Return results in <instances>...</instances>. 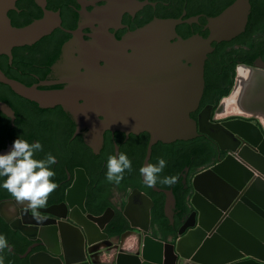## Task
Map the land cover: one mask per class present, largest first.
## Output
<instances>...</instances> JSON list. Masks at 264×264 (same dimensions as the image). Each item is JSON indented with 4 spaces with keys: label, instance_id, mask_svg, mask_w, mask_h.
<instances>
[{
    "label": "flooded vegetation",
    "instance_id": "1",
    "mask_svg": "<svg viewBox=\"0 0 264 264\" xmlns=\"http://www.w3.org/2000/svg\"><path fill=\"white\" fill-rule=\"evenodd\" d=\"M47 14L57 23L49 35L31 46L14 48L11 56L0 55V72L15 82L8 85L0 81V154L21 138L42 144L43 151L36 153L35 159H44L49 153L57 157V164L51 167L58 187L49 195L47 208L41 210L44 218L57 222L55 216L71 211L67 201L76 203L81 196L83 181L77 175L83 171L88 180L84 200L87 214L99 217L111 209L114 216L104 232L111 241L117 240L127 228L122 220L129 194L141 187L154 192L139 174L151 135L118 128L110 124L112 118L98 112L86 117L62 105L44 106L40 96L73 93L80 107L86 103L78 96L90 87L98 92L99 85H163L156 81L160 75L158 41L176 45L209 40L214 35L213 22L221 20L219 30L224 38L211 45L204 91L199 107L190 114L197 121L207 107H212L213 117L234 86L238 65L264 70V0H18L8 17L14 27L23 28ZM125 41L126 50L116 47L115 42ZM86 44L96 49L87 52L83 49ZM26 90L32 92L30 97ZM155 94L156 90L153 97ZM202 138L207 137L196 139ZM187 142H158L149 162L164 159L161 178L178 177L173 187L182 186L183 192L190 188L193 170L208 158L192 159L188 157L190 151L176 146ZM214 149L213 161L218 156L217 147ZM117 152L132 162V170L124 173L118 185L105 178L107 159ZM158 194L163 196V218L177 233L187 214L177 208V200L167 212L165 195ZM32 219L31 213L25 214L20 204L0 190V234L11 249L0 252L3 264H29L33 254L44 250L40 240L29 239L21 231L25 221Z\"/></svg>",
    "mask_w": 264,
    "mask_h": 264
},
{
    "label": "water",
    "instance_id": "2",
    "mask_svg": "<svg viewBox=\"0 0 264 264\" xmlns=\"http://www.w3.org/2000/svg\"><path fill=\"white\" fill-rule=\"evenodd\" d=\"M17 1L0 0V55L11 56L14 48L35 44L57 24L47 14L26 27H14L8 12ZM220 22H213L214 35L209 40L194 39L176 45L158 41L160 75L156 81L163 85H99L98 92L90 87L78 96L86 103L80 107L73 93L40 96L44 106L62 105L86 117L98 112L112 118L110 124L118 128L148 132L151 139L144 165L150 162L152 148L158 142L171 144L205 135L216 145L215 163L191 177L189 203L194 211L184 218L173 243L149 234L155 207L152 198L139 189L129 194L123 216L133 229L145 234L143 264H178L179 259L196 264H264V70L238 65L234 86L214 116L212 107H207L197 121L190 116L199 107L204 91L205 63L213 50L211 45L224 38ZM115 45L122 50L128 48L127 41ZM83 49L89 52L96 48L86 44ZM119 73H123L120 68ZM0 81L15 85L1 72ZM25 93L29 97L32 94L29 90ZM77 179L83 181L81 196L76 203L67 201L71 211L55 216L59 222L49 218L39 223L35 219L25 221L24 228L29 231L23 229V234L40 240L44 247L30 257L29 264H98L96 256L102 246L112 245L104 230L114 212L110 209L99 217L87 214L84 200L88 180L83 171L78 172ZM152 190L165 195L167 212L175 207L172 190L157 186ZM167 212L166 217L172 221ZM61 222L71 224L74 232ZM78 239L83 243L79 245Z\"/></svg>",
    "mask_w": 264,
    "mask_h": 264
},
{
    "label": "clouds",
    "instance_id": "3",
    "mask_svg": "<svg viewBox=\"0 0 264 264\" xmlns=\"http://www.w3.org/2000/svg\"><path fill=\"white\" fill-rule=\"evenodd\" d=\"M41 151L43 146L38 140L29 143L17 138L9 151L0 154V190L6 191L22 206L24 213H31L38 223L44 220L41 210L47 208L49 195L58 187L53 180L55 171L51 167L57 164V157L49 153L44 159H35L34 155ZM165 167L166 161L162 158L156 164L145 163L139 169L143 183L149 188L158 182L166 186L173 185L178 177L160 176ZM106 169V180L118 185L124 173L132 170V162L126 154L117 152L108 157ZM5 249L11 250L6 237L0 234V252ZM0 264H3L2 257Z\"/></svg>",
    "mask_w": 264,
    "mask_h": 264
},
{
    "label": "crops",
    "instance_id": "4",
    "mask_svg": "<svg viewBox=\"0 0 264 264\" xmlns=\"http://www.w3.org/2000/svg\"><path fill=\"white\" fill-rule=\"evenodd\" d=\"M215 163V160L212 161L209 165L200 167L197 169V171L194 174H198L201 172L206 171L209 169L213 164ZM190 197V196H189ZM189 197L187 198V207L190 212L194 211V208L189 203ZM97 217V216H95ZM125 219L126 225H127V231H125L120 239L119 242L117 240L113 239L111 241V246H108L109 244H104L96 256V260L98 261V264H143L142 260V249H143V239L145 234L137 229H133L130 226V223ZM153 221V218H152ZM59 222V221H58ZM61 225L65 229H70L74 232V228L70 227L69 225L65 224L64 222H61ZM56 228L59 227V224L57 223ZM176 234V232H174ZM153 238L157 240H161L165 243H173L175 241V234L168 235L166 238H163V236L159 233V229L156 225L151 222L150 227V233ZM78 244L80 245L83 243L82 240L78 239ZM130 242V243H128ZM59 245L62 244L61 239H58ZM178 264H196L190 260H184L179 259Z\"/></svg>",
    "mask_w": 264,
    "mask_h": 264
},
{
    "label": "trees",
    "instance_id": "5",
    "mask_svg": "<svg viewBox=\"0 0 264 264\" xmlns=\"http://www.w3.org/2000/svg\"><path fill=\"white\" fill-rule=\"evenodd\" d=\"M176 146H178V149H184L185 151H190V153L188 152V157L190 156V158L192 159H200L202 157L208 156V158L206 157L204 160H202L197 165V167L199 168L212 163L213 157L216 154V150L214 149V146L216 145L214 144L213 141H211L208 138L196 139L194 141H190L187 143H177ZM196 171L197 169L193 170L194 173ZM156 186L158 188H163V189H172L176 197V200H177V205H178L177 208H179L184 214L188 215L190 213L186 205L187 204L186 202H187V198L191 194V187L188 190L183 192L184 189L182 186L173 187V185L166 186L160 183H157ZM139 190L147 193L152 198V200L155 202V207H154L155 210L152 215V218H153L152 222L154 225L160 226L159 233L163 236V238H166L168 235L175 234L174 231L170 230L168 226V222L165 221V219L163 218V210H162L163 196L155 192H148L146 189L142 187L139 188ZM181 192L183 193L179 197V194ZM122 222H124L126 225L125 219H123ZM126 230L127 228H124L122 232L123 231L125 232Z\"/></svg>",
    "mask_w": 264,
    "mask_h": 264
},
{
    "label": "bare ground",
    "instance_id": "6",
    "mask_svg": "<svg viewBox=\"0 0 264 264\" xmlns=\"http://www.w3.org/2000/svg\"><path fill=\"white\" fill-rule=\"evenodd\" d=\"M160 68V67H159ZM155 73H156V71H155ZM159 76V75H158ZM146 81V80H145ZM82 189H83V187H82ZM82 189H81V192H82ZM128 243H130V242H128Z\"/></svg>",
    "mask_w": 264,
    "mask_h": 264
},
{
    "label": "rangeland",
    "instance_id": "7",
    "mask_svg": "<svg viewBox=\"0 0 264 264\" xmlns=\"http://www.w3.org/2000/svg\"><path fill=\"white\" fill-rule=\"evenodd\" d=\"M230 84H232V82ZM230 86H232V85H230Z\"/></svg>",
    "mask_w": 264,
    "mask_h": 264
}]
</instances>
